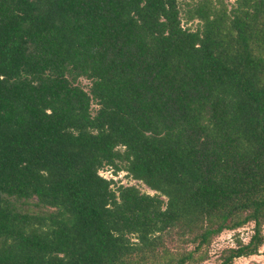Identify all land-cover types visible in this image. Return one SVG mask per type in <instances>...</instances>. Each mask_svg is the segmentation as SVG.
Segmentation results:
<instances>
[{"label": "trees", "instance_id": "obj_1", "mask_svg": "<svg viewBox=\"0 0 264 264\" xmlns=\"http://www.w3.org/2000/svg\"><path fill=\"white\" fill-rule=\"evenodd\" d=\"M263 230L264 0H0V264H197L234 231L233 264Z\"/></svg>", "mask_w": 264, "mask_h": 264}, {"label": "rangeland", "instance_id": "obj_2", "mask_svg": "<svg viewBox=\"0 0 264 264\" xmlns=\"http://www.w3.org/2000/svg\"><path fill=\"white\" fill-rule=\"evenodd\" d=\"M188 25H190V23ZM82 83L86 84L87 81L83 80ZM84 88H87V87H84ZM92 106L96 107L95 104H93ZM100 173L104 177L112 178L118 183L135 184L144 192H150V193L152 192L143 183L132 180L129 177H127L124 171H119L117 174H113V172H111L109 168L105 167L103 170H101ZM251 228H252V224H247L244 227L238 229L237 233L239 237L242 238L243 240L248 239V236L251 233ZM234 233H235L234 231H224L219 236H217L211 243L210 247L208 248V258L204 260L203 262L197 263V264H214L218 262L222 250L226 247L234 245V242H235ZM168 243L170 247L175 248V249H183L186 247H190L185 242H183L181 239H179L176 235L173 237H169ZM263 251H264V246L260 248V252L258 254L250 255L247 257L235 258L233 260V264H264V255L262 254Z\"/></svg>", "mask_w": 264, "mask_h": 264}]
</instances>
